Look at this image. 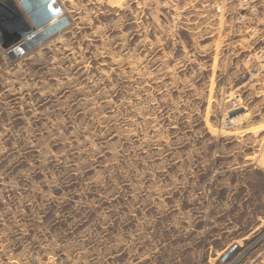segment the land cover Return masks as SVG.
<instances>
[{
  "label": "rangeland",
  "instance_id": "374dc122",
  "mask_svg": "<svg viewBox=\"0 0 264 264\" xmlns=\"http://www.w3.org/2000/svg\"><path fill=\"white\" fill-rule=\"evenodd\" d=\"M11 1L0 264H264L262 15L239 0H57L69 26L18 53L31 24L5 21Z\"/></svg>",
  "mask_w": 264,
  "mask_h": 264
},
{
  "label": "water",
  "instance_id": "95a60500",
  "mask_svg": "<svg viewBox=\"0 0 264 264\" xmlns=\"http://www.w3.org/2000/svg\"><path fill=\"white\" fill-rule=\"evenodd\" d=\"M56 2L57 0H20V6L12 2L13 14L10 18L3 16L5 21L9 22L10 26L16 24L21 12L24 11L33 26V31L22 41L20 48L23 50L35 48L69 26V18L65 15L60 16L54 9L53 5ZM242 111L243 109L234 111L231 115L234 116Z\"/></svg>",
  "mask_w": 264,
  "mask_h": 264
},
{
  "label": "built area",
  "instance_id": "2783aa9c",
  "mask_svg": "<svg viewBox=\"0 0 264 264\" xmlns=\"http://www.w3.org/2000/svg\"><path fill=\"white\" fill-rule=\"evenodd\" d=\"M55 4L58 5L57 2ZM239 5L242 7V9L247 11L253 19L256 15H262V17H258L257 19L255 18L254 20L255 21L258 20L259 22L263 24V28H262L263 29V38H262L263 45L260 46V48L256 50V55L259 59L261 66L264 68V0H239ZM248 251H249V247H246L244 251L241 253V255L238 256L239 259L243 258L248 253ZM231 262H235V260Z\"/></svg>",
  "mask_w": 264,
  "mask_h": 264
},
{
  "label": "bare ground",
  "instance_id": "6f19581e",
  "mask_svg": "<svg viewBox=\"0 0 264 264\" xmlns=\"http://www.w3.org/2000/svg\"><path fill=\"white\" fill-rule=\"evenodd\" d=\"M9 1H11V0H9ZM11 2H15L17 5H21L20 4V1L18 2V1H11ZM53 7H54V9L55 10H57L58 11V14L61 16V15H63V9L59 6V5H57V4H54L53 5ZM30 19H29V16L24 12V11H22L21 12V17H20V19H19V21L16 23V24H13L12 25V27H16V28H18V33L19 34H22V33H24L25 31V29L27 30V28H28V22H29V24H31L30 22L31 21H29ZM5 30H7V29H5ZM33 31V26H32V24H31V26H29V30L26 32V34L28 33H31ZM16 51L18 52V53H23V49L22 48H20L19 46H17V48H16ZM236 118V117H235ZM233 119V118H232ZM234 120V119H233ZM236 121V120H235Z\"/></svg>",
  "mask_w": 264,
  "mask_h": 264
},
{
  "label": "crops",
  "instance_id": "0c3cea01",
  "mask_svg": "<svg viewBox=\"0 0 264 264\" xmlns=\"http://www.w3.org/2000/svg\"><path fill=\"white\" fill-rule=\"evenodd\" d=\"M30 21V20H29ZM31 23V22H30ZM30 34V33H29ZM28 33L27 34H25V36H24V38H26L28 35H29Z\"/></svg>",
  "mask_w": 264,
  "mask_h": 264
}]
</instances>
